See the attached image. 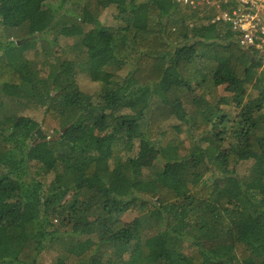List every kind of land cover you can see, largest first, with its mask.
Segmentation results:
<instances>
[{
  "label": "trees",
  "instance_id": "16d2710c",
  "mask_svg": "<svg viewBox=\"0 0 264 264\" xmlns=\"http://www.w3.org/2000/svg\"><path fill=\"white\" fill-rule=\"evenodd\" d=\"M263 61L175 0H0V264H264Z\"/></svg>",
  "mask_w": 264,
  "mask_h": 264
},
{
  "label": "built area",
  "instance_id": "2783aa9c",
  "mask_svg": "<svg viewBox=\"0 0 264 264\" xmlns=\"http://www.w3.org/2000/svg\"><path fill=\"white\" fill-rule=\"evenodd\" d=\"M175 2L194 11L200 22L229 26L241 49L264 55V0H175Z\"/></svg>",
  "mask_w": 264,
  "mask_h": 264
},
{
  "label": "rangeland",
  "instance_id": "374dc122",
  "mask_svg": "<svg viewBox=\"0 0 264 264\" xmlns=\"http://www.w3.org/2000/svg\"><path fill=\"white\" fill-rule=\"evenodd\" d=\"M112 13L115 14V10H113ZM75 14L76 13H72L71 9L68 11V6L65 7L58 14L59 16H57V18L55 20V23L53 25V30L48 32V33H46V34H44V35H42L41 37L43 39H47L49 42H51L56 36L55 32L59 29L58 25L63 24V22H65V21H68L69 20L68 18L71 15H75ZM64 41L65 40H62L61 38H59L60 44H62ZM262 64L264 65V61L262 62ZM25 114H26V116H29L30 118L34 119L38 124H40L41 130L44 131L49 136H53L54 135V131L58 130L57 122L50 121L49 119L43 117V110H34V109L32 110V109H29V111H26ZM181 138L184 139L183 136H181ZM39 144H40V142H39ZM40 147L43 149V146H40ZM151 162H153L152 158L149 161L148 166L151 164ZM249 167H250V162L241 163L240 167H239L240 175H244L247 172V170L249 169ZM132 218H133V216L131 215L128 218H126V220H130ZM229 242H230V239L226 238V239L221 240V241H217V242L206 244V248L208 250H213L214 247L219 246V245H226ZM185 253H187V252H185ZM55 255H56L55 252H52L50 254H44V255H42L41 262H43V263H51V262H53L55 260Z\"/></svg>",
  "mask_w": 264,
  "mask_h": 264
}]
</instances>
